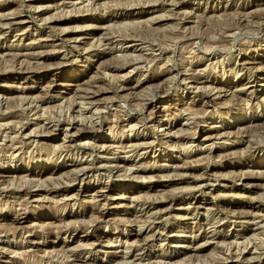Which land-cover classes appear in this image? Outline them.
Instances as JSON below:
<instances>
[{"label": "rangeland", "instance_id": "rangeland-1", "mask_svg": "<svg viewBox=\"0 0 264 264\" xmlns=\"http://www.w3.org/2000/svg\"><path fill=\"white\" fill-rule=\"evenodd\" d=\"M253 56L264 60V0H0V134L8 135V145L15 139L24 146L16 159L0 160L8 171V178L0 182V264H124L137 253L135 245L146 242L152 247L143 251L147 263L140 264H157L161 257L172 264H264V216L244 218L251 212L249 201H264V175L259 174L263 169L251 162L260 155L259 160L264 159V64L253 72L242 71L239 62ZM170 73L175 76L171 83ZM186 77L194 82L206 77L220 81L221 97L205 103L201 93L186 89ZM254 79L251 89L258 98L243 102L251 89L242 88ZM139 81L144 83L136 86ZM95 110L94 124L90 116ZM175 114H180L178 128L189 123L177 138L157 128L158 120ZM233 116L239 120L226 129L232 132L230 137L218 135L213 127ZM53 118L64 120L61 128L76 135L71 153H54L67 143L65 133L53 129ZM256 123L259 126L247 132L239 129ZM92 125L95 130L80 134V129L90 130ZM102 136L107 139H96ZM130 136L157 139L155 151L129 159L143 162L141 174L75 179V163L88 158L96 166L125 156L101 146L94 153L92 144L120 146ZM251 144L256 152L242 157ZM5 152L3 148L0 155ZM243 160L249 164L241 167ZM46 169L36 185L22 178ZM102 184L109 187L108 197L96 202L93 196ZM73 194L77 197L65 200ZM198 199L207 202L201 212L191 208L188 218L178 217L182 202ZM146 208L164 211L163 225L172 227L181 242L152 233L139 236L140 223L135 220ZM206 220L210 230L201 228ZM99 234H105L101 243ZM247 238L250 244L244 242ZM256 243L257 249L252 248ZM70 247L77 257H69Z\"/></svg>", "mask_w": 264, "mask_h": 264}, {"label": "bare ground", "instance_id": "bare-ground-1", "mask_svg": "<svg viewBox=\"0 0 264 264\" xmlns=\"http://www.w3.org/2000/svg\"><path fill=\"white\" fill-rule=\"evenodd\" d=\"M177 5V4H176ZM18 21V20H17ZM4 22V21H3ZM252 22V21H251ZM247 26V25H246ZM228 31V30H227ZM233 31V30H232ZM235 32V31H234ZM234 32L232 33V34H234ZM229 33V32H228ZM230 35H231V33H229ZM125 38V37H124ZM77 40H79V38L78 39H76V41ZM75 41V42H76ZM122 52V51H121ZM126 52V51H125ZM128 53V52H127ZM127 53L125 54V55H127ZM216 54V53H215ZM222 54V53H221ZM128 55H130V54H128ZM138 55V54H137ZM152 55H154V54H152ZM141 56V55H140ZM144 56V55H143ZM128 57V56H127ZM135 56L133 55V57L132 58H134ZM138 57L139 56H136V58L138 59ZM160 57H161V55H160ZM165 57H166V55H165ZM143 58V57H142ZM153 58V57H152ZM164 58V57H163ZM239 59V58H238ZM263 59V58H262ZM162 60V59H161ZM210 60V59H209ZM157 61V60H156ZM170 61V60H169ZM238 61V60H237ZM138 62V61H137ZM166 62V61H165ZM239 62H240V66L242 67V71L243 70H246V71H251V70H253V72L256 70V69H260V68H256V66L258 65V64H264V60H259V58L258 57H255V56H253V57H251V58H244V57H242L240 60H239ZM144 63V62H143ZM171 64V63H170ZM181 64V63H180ZM136 65V64H135ZM140 65V64H139ZM138 66V65H137ZM136 66V67H137ZM181 66H182V64H181ZM191 66V65H190ZM135 67V66H134ZM139 67V66H138ZM141 68H142V66H141ZM140 68V69H141ZM47 69V68H46ZM172 71V70H171ZM191 71V70H190ZM195 71V70H194ZM237 71V70H236ZM235 71V72H236ZM242 71H240L239 73H237V75H238V77L239 76H241V74L243 73ZM260 72V71H259ZM169 73V72H168ZM180 73V72H179ZM190 73V72H189ZM192 73H193V71H192ZM195 73H197V72H195ZM172 75V73H170V76ZM198 75V74H197ZM236 75V76H237ZM175 77V76H174ZM173 76H171V77H169V82L171 83V79H173L174 78ZM178 77H179V75H178ZM260 77V76H259ZM200 78V77H199ZM237 78V77H236ZM256 78V77H255ZM186 82H185V87H186V89H195L198 93H201L202 94V98L205 100V103H209V102H213V101H215L216 99H218V98H220L221 97V92L223 91V86H221L222 85V83L219 81H217V80H212V79H208L207 77L204 79V78H200L198 81H196V82H194L193 80H194V78L193 77H186ZM256 80L257 79H254L253 81H249V83L248 84H246V85H244L243 86V88H242V90H244V92L245 91H247V90H250L251 88H253L254 87V84L252 85V83H255L256 82ZM122 82L125 84V85H127V83H126V81L125 80H122ZM144 83V82H143ZM142 81H139V82H137V84H136V86H141L142 84ZM173 83V82H172ZM184 83V82H183ZM247 83V82H246ZM182 84V83H181ZM128 86H129V84H128ZM136 86H131L130 88L132 89V88H134V87H136ZM169 86V85H168ZM51 88V87H50ZM49 88V89H50ZM165 88V87H164ZM157 89V88H156ZM166 89H168V88H166ZM182 89V88H181ZM185 89V88H184ZM89 90V89H88ZM104 90V89H103ZM154 90V89H153ZM163 90V89H162ZM241 90V91H242ZM169 90H166V91H164V94L165 93H167ZM183 91V90H182ZM185 91V90H184ZM88 92V91H87ZM92 92V91H91ZM90 92V93H91ZM154 92V91H153ZM158 92H160V90L158 91ZM155 93H156V91H155ZM250 96L249 97H247V99H244L243 100V102L244 101H247V102H252L253 100H255V99H257L258 97V93H257V91H256V89L254 88V89H251L250 90ZM83 94V93H82ZM81 94V95H82ZM94 94V93H93ZM161 94H162V92H161ZM97 95V94H96ZM150 95V94H149ZM157 95H160V94H157ZM156 95V96H157ZM163 95V94H162ZM247 95V94H246ZM83 97H84V95H83ZM90 99L91 98H93V96H91V97H89ZM243 98V97H242ZM245 98V97H244ZM33 99V98H32ZM77 99H79V98H77ZM77 99H75V101L77 100ZM81 99V98H80ZM151 99V98H150ZM92 100V99H91ZM80 101V100H79ZM78 101V102H79ZM95 101H96V99H95ZM77 102V101H76ZM77 102V103H78ZM81 102V101H80ZM216 102V101H215ZM39 103V102H38ZM98 103V102H97ZM83 104H84V102H83ZM87 104V103H86ZM89 104V103H88ZM90 104H95V103H93V102H91ZM73 105V104H72ZM78 105V104H77ZM206 105V104H205ZM257 105H260L259 103H257ZM81 106V105H80ZM86 106V105H85ZM102 106V105H101ZM41 107V106H40ZM84 107V106H83ZM94 107V106H93ZM26 108V107H25ZM24 108V109H25ZM66 108V107H65ZM78 108V107H77ZM87 108V107H86ZM101 108V107H100ZM166 108H168V107H166ZM34 109V108H33ZM87 109H89V106H88V108ZM184 109H186V111H187V109L188 108H184ZM80 110V109H79ZM78 110V111H79ZM82 110V109H81ZM93 110V109H92ZM156 110H157V108H156ZM207 110V112L206 113H208V112H210V110H208V109H206ZM216 110H217V108H216ZM98 110H95L94 112H92L91 113V116H90V120H91V122H93L94 124H95V121H94V119L96 118L97 119V112ZM155 111V110H154ZM218 111V110H217ZM30 112V111H29ZM156 112V111H155ZM44 113V112H43ZM54 113H55V111H54ZM61 113V112H60ZM63 113V112H62ZM69 113V112H68ZM157 113V112H156ZM184 113H185V110L184 111H182L181 110V112H180V114H181V116H183L184 115ZM262 113V112H261ZM70 114V113H69ZM83 114V113H82ZM90 114V113H89ZM115 114V113H114ZM180 114H178V115H180ZM216 114V113H215ZM61 115V114H60ZM59 115V116H60ZM80 115H81V113H80ZM170 115V114H169ZM178 115H172V116H168L167 117V119L165 120L164 118V120H162V119H160V120H158L157 121V125H158V129L159 130H162V131H165V133L166 134H171V136L173 137V138H177L178 137V134L180 133V132H183L185 129H186V124H189V123H187V121H186V123L185 124H182V126L181 127H177V123H178V121H179V119H178ZM186 115V114H185ZM252 115H256V116H259V114L257 115V114H255V112L252 114ZM264 115V114H263ZM28 116V115H27ZM148 116V115H147ZM190 116H191V114H190ZM194 116V115H193ZM256 116H255V121L254 122H256V121H258L259 119H256ZM62 117H63V114H62ZM125 117V116H124ZM161 117V116H160ZM43 118V117H42ZM171 118H173V120H171ZM193 118V117H192ZM241 118V117H240ZM259 118V117H258ZM13 119V118H12ZM54 119V118H53ZM76 119V118H75ZM95 119V120H96ZM70 120H71V118H70ZM239 120V117L237 118V119H235V116H233L232 117V121H230L229 119L227 120V119H224L223 120V125L222 126H215V127H213V129L214 130H216L217 131V133H219L218 135H221V136H229L230 134H232V132H230V131H228V130H226L227 128H229V129H231V128H233V126L235 125V123L237 124V121ZM45 121V120H44ZM47 121H49V120H47ZM69 121V120H68ZM76 121V120H75ZM79 121H81V120H79ZM87 121H88V119H87ZM154 121V120H153ZM63 122H64V120H61V119H54L53 121H52V123H53V126L55 127V128H53L55 131H57L58 133L59 132H64L65 133V135H64V139H65V141H66V143L67 144H65V145H62V146H60V147H58L55 151H54V153H71L72 152V146H73V144L75 143V140H76V135L75 134H72V135H69V133H70V128H66L65 129V127H64V129H62L61 128V126L63 125ZM249 122V121H248ZM28 123V122H27ZM31 123V122H30ZM48 123V122H47ZM50 123V122H49ZM67 123V122H66ZM76 123V122H75ZM86 123H88V122H86ZM99 123V122H98ZM191 123V122H190ZM239 123V122H238ZM242 123V122H241ZM243 123L244 124H246V122L245 121H243ZM264 123V122H263ZM262 123V124H263ZM44 124V123H43ZM71 124V126H73V124L72 123H70ZM258 123H256L255 125H247V126H245V127H241V128H239L240 130H242V131H246V130H248L250 127L251 128H253V126H256ZM261 124V123H260ZM30 125V124H29ZM40 125H41V123H40ZM52 126V127H53ZM87 126V125H86ZM131 127H132V125H130ZM129 126V127H130ZM138 126H139V124H138ZM238 126V125H237ZM258 126H259V124H258ZM7 127V126H6ZM24 127V126H23ZM46 127L48 128V126L46 125ZM49 127H51V126H49ZM70 127V126H69ZM76 127V126H75ZM99 127H102V125L101 126H99ZM130 127V128H131ZM140 127V126H139ZM88 128V129H87ZM21 130H23L22 128H20ZM102 129V128H101ZM142 129V128H141ZM211 129V128H210ZM223 129H225V130H223ZM81 131H80V134H82V135H88L89 133H91L92 132V130H95V127L92 125L91 127H90V130H89V127H84V128H82V129H80ZM130 130V129H129ZM132 130V129H131ZM250 130V129H249ZM263 130H264V127H263ZM79 131V130H78ZM134 131V130H133ZM143 131V130H142ZM141 131V132H142ZM220 131V132H219ZM261 131V130H260ZM131 132V131H130ZM207 131H205V133H206ZM247 132V131H246ZM49 133V132H48ZM124 133L125 132H123V135H124ZM133 133V132H132ZM143 133V132H142ZM164 133V134H165ZM6 134V133H5ZM3 135V134H0V152H2L3 151V148L4 149H6V152L5 153H3L2 155H0V160H13V159H16L17 157H18V155H20L21 156V154L24 152V146H22V147H19L18 146V143H16V142H14L15 141V139H14V141H11V144L10 145H8V143L6 142L7 141V139H8V135ZM16 134H18V133H16ZM22 134H23V132H22ZM116 134V133H115ZM120 134V133H119ZM144 134V133H143ZM117 135V134H116ZM122 135V136H123ZM131 135V134H130ZM218 135H216V136H218ZM10 136V135H9ZM13 136V135H12ZM15 136V135H14ZM22 136V135H21ZM137 136H138V134H137ZM144 136V135H143ZM257 136V135H256ZM29 137V136H28ZM230 137V136H229ZM229 137H227V138H229ZM11 138V137H10ZM18 138V137H17ZM16 138V139H17ZM27 138V137H26ZM212 138V136H210V137H206V138H204V140L206 141V140H209V139H211ZM248 138V137H247ZM35 139V138H34ZM67 139V140H66ZM96 139H99V140H103V139H107L106 137H101V138H96ZM95 139V140H96ZM118 139V138H117ZM120 139V138H119ZM224 139V138H223ZM250 139H252V138H250ZM11 140V139H10ZM20 140V139H19ZM18 140V141H19ZM31 140V139H30ZM156 140L157 139H153V140H148V139H144V138H142V139H139V138H137V137H133V136H130V137H128V139H127V143L126 144H123V145H121L120 143V146H114V145H109V146H106L105 144L106 143H104V144H101V143H99L98 141L96 142V143H94V144H92V146H94V147H92V148H94V153H96V152H98L97 151V149L98 150H100L99 149V147L101 146V148L102 149H104L105 147L107 148H105L106 149V152H108V153H110V152H112V151H115V152H113L112 154L113 155H116V153L117 152H119V154H120V152L121 153H123V154H125V156H123V157H114V158H110L109 160H106V161H102V162H99V164L98 165H96L95 166V163L94 162H91L88 158L85 160V161H83V162H81V163H75V168H74V170H73V174L75 175V179H81L82 181H84L86 178H92V177H95V178H103V177H105V176H108L109 178L110 177H114V176H118L119 177V175L120 176H122L121 178H130L132 175H139V174H141V172H142V166L141 165H139V164H141L142 163V165H143V162H136V161H133V162H130L129 161V159L132 157V156H145L146 154H149V152H151V151H155V150H153L154 148H156ZM160 140V139H159ZM215 140H216V138H215ZM226 140V139H225ZM229 140V139H228ZM248 140V139H247ZM22 141V140H21ZM248 141H250V140H248ZM252 141V140H251ZM254 141V140H253ZM258 141V140H257ZM264 141V140H263ZM263 141H261L262 143H263ZM64 142V141H63ZM62 142V143H63ZM169 141H166L165 143H168ZM226 142V141H225ZM231 142H232V140H231ZM22 143H23V141H22ZM65 143V142H64ZM124 143V142H123ZM161 143H163V141L161 142ZM227 143V142H226ZM234 143V142H233ZM249 143V142H248ZM248 143H246V144H248ZM253 143V142H252ZM260 143V142H259ZM114 144V143H113ZM175 144V143H174ZM225 144V143H224ZM250 144V143H249ZM28 145H30V143H28ZM32 145V144H31ZM209 145H212V144H209ZM214 145V144H213ZM221 145V144H220ZM252 145V144H251ZM159 146V145H158ZM162 146V145H161ZM182 146V145H181ZM184 146V145H183ZM196 146V145H195ZM215 146V145H214ZM254 145H252V147L251 148H253V150H255V151H253L251 148H249L248 149V151L244 154V153H240V154H242L241 156L242 157H246V156H248V155H251V154H253L254 152H256V150L257 149H254L255 147H253ZM191 147V146H190ZM198 147V146H197ZM261 147V146H260ZM192 148H194V146L192 147ZM196 148V147H195ZM194 148V149H195ZM213 148V147H212ZM264 148V147H263ZM102 149H101V151H102ZM158 149V148H157ZM160 149V148H159ZM197 149V148H196ZM216 149V148H215ZM218 149V148H217ZM39 150V149H38ZM118 150H120V151H118ZM191 150V149H190ZM96 151V152H95ZM212 151V150H211ZM183 152V151H182ZM188 152V151H187ZM91 153H93V152H91ZM93 153V154H94ZM180 153V152H179ZM185 153V152H184ZM189 153V152H188ZM107 154V153H106ZM182 155H183V153H181ZM190 154V153H189ZM232 154V153H231ZM257 154V153H256ZM92 154H90V155H88V156H91ZM235 155V154H234ZM258 155V154H257ZM93 156V155H92ZM111 156V155H110ZM187 156V155H186ZM261 156V155H260ZM260 156L258 157V159H252V161L251 162H253L254 163V165L252 166V167H256V168H258V169H263V171H261L259 174H262V175H264V159H260L259 160V158H260ZM262 156H264V154L262 153ZM86 157V156H85ZM189 157V156H188ZM212 157V156H211ZM83 158V157H82ZM229 158V157H228ZM105 159V158H104ZM139 159V158H138ZM194 159V158H193ZM84 160V159H83ZM100 160V159H99ZM255 160V161H254ZM15 161V160H14ZM78 161H80V160H78ZM207 161V160H206ZM73 162H74V160H73ZM76 162V161H75ZM127 162H130V163H127ZM234 162V161H233ZM212 164H214V163H212ZM235 164V163H234ZM247 164H249L246 160L244 161H241V163H240V166L241 167H243V166H247ZM252 164V163H251ZM251 164H250V166H251ZM2 165V164H1ZM1 165H0V182L2 181V179H4L5 177H7L6 175H7V173H8V171H6V170H4V169H2V167H1ZM176 165V164H175ZM178 165H180V164H177V168L179 167L181 170L183 169V168H186V167H181V166H178ZM211 165V164H210ZM209 164H208V168H209V166H210ZM79 166V167H78ZM172 165L170 164V165H167L166 167H168V169H169V167H171ZM221 166V165H220ZM192 168L193 167V165H190V166H188L187 168ZM248 167H249V165H248ZM164 168V167H163ZM162 169V168H161ZM168 169H166V170H168ZM250 169V168H249ZM145 170V169H144ZM153 170V169H152ZM152 170H150L149 171V173H154ZM165 170V169H164ZM175 170V169H174ZM205 170V169H204ZM46 171H48V169H46L45 171H43V170H41V171H32L31 173L29 172L27 175H26V177L24 176V177H22V178H24L23 180H24V182L25 183H28V184H35V182H40V180L44 177V174H45V172ZM178 171V170H177ZM206 171H207V167H206ZM259 170H257V172H258ZM122 172H124V173H122ZM209 172V171H208ZM239 172V171H238ZM256 172V171H255ZM171 173H172V171H171ZM170 173V174H171ZM184 173V172H183ZM188 173V172H187ZM207 173V172H206ZM165 174V173H164ZM167 174V173H166ZM240 174V173H239ZM246 174H247V172H246ZM152 176H160L159 174H151ZM213 175V174H212ZM225 175V174H224ZM230 175V174H229ZM247 175H249V174H247ZM254 175V174H253ZM256 175V174H255ZM146 176V175H145ZM246 176V175H245ZM56 177V176H55ZM135 177H137V176H135ZM144 177V176H143ZM163 177V176H162ZM175 177V176H174ZM239 177V176H238ZM252 177V176H251ZM8 178V177H7ZM13 178V177H12ZM51 178V177H50ZM132 178V177H131ZM145 178V177H144ZM143 178V179H144ZM147 178V177H146ZM249 178V177H248ZM256 178V177H255ZM72 179H74V177L72 178ZM106 178H104V180H105ZM180 180V179H179ZM237 180V179H236ZM107 181V180H106ZM174 181V180H173ZM242 181V180H241ZM48 182V181H47ZM86 182V181H85ZM103 182V181H102ZM146 182V181H145ZM169 182V181H168ZM239 182V181H238ZM41 183H42V181H41ZM245 183V182H244ZM40 184V183H39ZM43 184V183H42ZM14 185V184H13ZM36 185V184H35ZM45 185V184H44ZM247 185V184H246ZM41 187H42V185H40ZM243 186V185H242ZM253 186H254V184H253ZM43 187H46V186H43ZM232 187V186H231ZM245 187H247V186H245ZM47 188V187H46ZM107 188H109V187H107L106 186V184H102L101 186H100V188H99V190H97L96 192H95V195L93 196V199L97 202V200H100V198H105V199H107V197H108V195L106 194V192H105V189H107ZM127 187H125V189H126ZM129 188V191H131L133 188H131V187H128ZM127 188V189H128ZM59 189V188H58ZM235 189V188H234ZM47 190V189H46ZM56 190V189H55ZM124 190V189H123ZM135 190V189H134ZM49 192V191H48ZM52 191H50V193H51ZM57 193H58V191H56ZM251 192V191H250ZM123 193V192H122ZM243 193V192H242ZM48 194V193H47ZM78 194V193H77ZM77 194H73V195H70V196H65V200H67V201H70V200H72V199H74V198H76L77 197ZM249 195V194H248ZM157 199V198H156ZM257 199H258V197H257ZM263 199V198H262ZM138 202V201H137ZM152 202V201H151ZM157 202V201H156ZM187 202V201H186ZM211 202V201H210ZM204 203V204H203ZM144 204H145V202H144ZM180 204V203H179ZM205 204H207V202H202V200L201 199H198V200H192V201H188L187 203H184V202H182L181 204H180V207H178L177 208V210H180V213H178L177 215H178V217H180V218H188V215L190 216L192 213L190 212L191 211V208H194V211H195V213H199V212H201L200 211V208H202L203 207V205H205ZM211 204V203H210ZM154 205V204H153ZM131 206L133 207H135L136 206V204H133V203H131ZM146 206V205H145ZM248 207H249V211H251L250 213H248L247 215H245L244 216V218H258V216H264V201L263 200H259L258 202H256V201H254V199L253 200H251V201H249L248 202V205H247ZM154 207V206H153ZM145 208V207H144ZM27 209V208H26ZM210 210V209H209ZM247 210V209H246ZM183 212H185L184 214H183ZM224 212V211H223ZM163 213H164V211H162V210H159V209H157V208H154V209H149V208H146L144 211H143V213H142V215L140 216V217H137L136 218V222L137 223H140L139 224V227H138V229H139V236H140V234H146V235H149V233H152V235H150V236H156V238L158 237H166L165 239H168L169 241H172V242H181V241H178V239H177V236L179 237L180 235H177L176 233H175V231L172 229V227H168V226H165V225H163V221H162V217H163ZM194 213V214H195ZM204 213V212H203ZM193 214V215H194ZM202 214V213H201ZM231 214V213H230ZM239 214V213H238ZM237 214V215H238ZM241 214H244V213H241ZM240 214V215H241ZM205 215V214H204ZM101 216V215H100ZM103 216V215H102ZM200 216V215H199ZM227 216V215H226ZM195 217V216H194ZM210 216L208 215V217H207V220H208V218H209ZM215 217V216H214ZM241 217H243V216H241ZM241 217H239V218H241ZM213 218V217H212ZM15 219V221H22L21 219L22 218H20V217H15L14 218ZM99 219V218H98ZM195 219H197V218H195ZM206 219V218H205ZM214 219V218H213ZM226 219V218H225ZM232 219V218H231ZM85 220V219H84ZM206 220V222H203L202 223V225H201V228H205V229H209L210 228V226H211V223L209 222V221H207ZM222 220V219H221ZM245 220V219H244ZM249 220V219H248ZM253 220V219H252ZM260 220V219H259ZM258 220V221H259ZM262 220V219H261ZM213 221V220H212ZM242 221V220H241ZM251 221V220H250ZM197 222L199 223L200 221H198L197 220ZM264 222V221H263ZM73 222L71 221V222H68V223H66V222H64V224H65V226L64 227H68L70 224H72ZM84 223V222H83ZM219 223V222H218ZM239 223V222H238ZM247 223V222H246ZM251 223V222H250ZM260 223V222H259ZM254 224H256V223H254ZM258 224V223H257ZM256 224V225H257ZM261 224V223H260ZM244 225V224H243ZM264 225V224H263ZM214 226V225H213ZM258 227V226H257ZM263 227V226H262ZM214 228V227H213ZM260 228H261V226H260ZM210 230V229H209ZM214 230V229H213ZM260 230V229H259ZM176 231H178V230H176ZM205 231V230H204ZM256 231V230H255ZM264 231V230H263ZM31 232V231H30ZM34 232V231H33ZM38 232V231H37ZM207 232H208V230H207ZM219 232H221V231H219ZM258 232V231H257ZM5 234V233H4ZM3 234V235H4ZM31 234H33V233H31ZM30 234V235H31ZM36 234V233H35ZM215 234V233H214ZM30 235H27V236H30ZM240 235V234H239ZM260 235H261V233H260ZM259 235V236H260ZM26 236V235H25ZM105 236V234H99L98 235V241H100V243H101V241H102V237H104ZM254 236V235H253ZM255 237V238H260V237ZM2 237V236H1ZM192 237V236H191ZM195 237H196V235H195ZM214 237V236H213ZM251 237V236H250ZM138 238V237H137ZM136 238V239H137ZM193 238V237H192ZM254 238V237H253ZM253 238H252V240H253ZM262 238H264L263 236H262ZM262 238H260V239H262ZM27 239H29V237H27ZM139 239V238H138ZM195 239V238H194ZM23 240V239H22ZM34 239L33 238H31V244H34L35 246H36V244L38 243V242H35V241H33ZM237 240V239H236ZM127 241V240H126ZM254 241V240H253ZM17 242V241H16ZM151 242V241H150ZM243 242V241H242ZM244 242H247V243H249L248 242V238H247V241L246 240H244ZM259 242V241H258ZM142 243V242H141ZM241 243V242H240ZM247 243H245V244H247ZM260 243V242H259ZM40 244V243H39ZM133 244V243H132ZM225 244V243H224ZM229 244V243H228ZM239 244V243H238ZM238 244H236V245H238ZM244 244V245H245ZM250 244V243H249ZM264 243H262V245H263ZM110 245V244H109ZM187 245V244H186ZM193 245V244H192ZM253 245H254V243H253ZM252 245V246H253ZM260 245V244H259ZM258 245V246H259ZM80 246V248H81V245H79ZM94 246V245H93ZM119 246V245H118ZM135 246H137V248L135 249V252H137V253H133L130 257H132L131 259L130 258H128L127 259V261L126 262H124V264H140V263H142V262H144L146 259V254L145 253H143V251H145V252H147V250L148 249H151V247H152V245H149V242L147 243H144L143 245H135ZM176 247H185V245H180V244H178V245H175ZM226 246V245H225ZM249 246V245H248ZM86 247V246H85ZM91 247V246H90ZM188 248H189V246H187ZM192 247V246H191ZM194 247V246H193ZM260 247V246H259ZM186 248V247H185ZM252 248H254V249H257V243H256V247H252ZM261 248V247H260ZM69 248H67V250H68ZM78 249V248H77ZM238 249V248H237ZM245 250H246V248H244ZM248 249V248H247ZM66 250V251H67ZM75 250L76 249H74V248H71L70 247V249L68 250L71 254L69 255V257L70 256H76V254H75ZM228 250H229V248H228ZM227 250V251H228ZM242 250V249H241ZM252 250V249H251ZM65 252V251H64ZM90 252H91V250H90ZM237 252H239V251H236V253ZM251 252V251H250ZM66 253V252H65ZM226 253V252H225ZM231 253H233L232 251H231ZM236 253H235V255H236ZM245 253V252H244ZM125 254V253H124ZM128 254H131V253H129L128 252ZM128 254H126V255H124V258H127L128 256ZM241 254V253H240ZM253 254V253H252ZM264 254V250H262V252H261V255H263ZM164 255V254H163ZM213 255V254H212ZM225 255H227V254H225ZM256 255V254H255ZM254 255V256H255ZM260 255V257H262ZM215 256V255H214ZM217 256V255H216ZM219 256V255H218ZM231 256V255H230ZM258 256H259V254H258ZM77 257V256H76ZM87 257V256H86ZM123 257V256H122ZM226 257V256H225ZM224 257V258H225ZM229 257V256H228ZM252 257V256H251ZM256 257V256H255ZM148 258V257H147ZM216 258V257H215ZM78 259V258H77ZM86 259V258H85ZM123 259V258H122ZM252 259V258H251ZM66 260V259H65ZM79 260H83L84 261V258H82V259H79ZM150 260V259H149ZM157 260V264H172V262H171V260H170V258H157L156 259ZM205 260V259H204ZM226 260V259H225ZM224 260V261H225ZM230 260V259H229ZM236 260V259H235ZM151 261V260H150ZM174 261H176V260H174ZM243 261V260H242ZM245 261V260H244ZM247 261V260H246ZM245 261V262H246ZM248 261H249V259H248ZM253 261H255V260H253ZM146 263H147V261H145ZM144 262V263H145ZM222 262V261H221ZM235 262V261H234ZM75 263H76V261H75ZM89 263V262H88ZM95 263V262H94ZM120 263H121V261H120ZM150 263V262H149ZM153 263H154V261H153ZM175 263V262H174ZM178 262H176V264H177ZM180 263V262H179ZM182 263V262H181ZM215 263V262H214ZM232 263V262H231ZM230 263V264H231ZM236 263V262H235ZM249 263V262H248ZM263 263V262H262ZM79 264V263H78ZM119 264V263H118ZM154 264H156V263H154ZM183 264H184V262H183ZM186 264V263H185ZM223 264V263H222ZM237 264V263H236ZM245 264V263H244ZM255 264V263H254Z\"/></svg>", "mask_w": 264, "mask_h": 264}]
</instances>
